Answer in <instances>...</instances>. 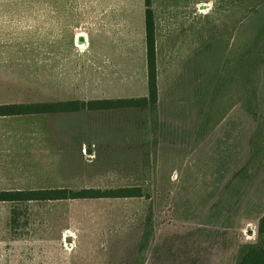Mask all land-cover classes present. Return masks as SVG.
<instances>
[{
  "label": "rangeland",
  "instance_id": "rangeland-1",
  "mask_svg": "<svg viewBox=\"0 0 264 264\" xmlns=\"http://www.w3.org/2000/svg\"><path fill=\"white\" fill-rule=\"evenodd\" d=\"M89 1L0 0V103L147 92L143 0L119 9L122 37L135 29L134 50L122 56L94 54L112 52L111 32L118 33L95 12L123 0H97V10ZM154 7L159 110L0 117V190L141 186L148 195L31 201L17 229L12 203L0 201V264H239L257 240L264 61L255 59L251 91L246 57L264 56V1L248 10L193 8L191 0ZM159 113L170 118L162 129ZM161 139L175 144L159 159ZM149 211L154 235L140 250Z\"/></svg>",
  "mask_w": 264,
  "mask_h": 264
},
{
  "label": "trees",
  "instance_id": "trees-1",
  "mask_svg": "<svg viewBox=\"0 0 264 264\" xmlns=\"http://www.w3.org/2000/svg\"><path fill=\"white\" fill-rule=\"evenodd\" d=\"M145 37L147 57V87L148 94L138 97L123 98H96L90 100H59L39 102H14L0 103L1 116H19L44 113L78 112L82 110H110L121 108L150 109L156 112L159 87H158V58H157V23L156 12L153 8V0H144ZM259 54V53H258ZM257 57L263 55L249 53L246 57V67L249 66L247 74L248 82H253L255 89V75L259 64L255 62ZM261 61V62H262ZM154 124H157L158 116L155 113ZM156 126V125H155ZM155 130L157 127L154 128ZM141 186H125L118 188H42V189H2L0 190V201L12 203L11 226L17 229L19 226V214L22 206L28 210V203L36 200L55 199H79V198H113V197H143L147 196ZM145 230L142 235L140 250L148 247L154 235L153 215L149 211L145 220ZM257 240L251 243L239 264H264V214L258 222Z\"/></svg>",
  "mask_w": 264,
  "mask_h": 264
},
{
  "label": "crops",
  "instance_id": "crops-1",
  "mask_svg": "<svg viewBox=\"0 0 264 264\" xmlns=\"http://www.w3.org/2000/svg\"><path fill=\"white\" fill-rule=\"evenodd\" d=\"M219 1V2H218ZM264 1V0H255V1H250L251 3H254L253 5H259L261 4V2ZM54 2L55 1H49L48 5H49V8L50 10L53 9L55 6H54ZM130 3V0H123V1H112L110 3H108V6L110 7V11H108L107 13L105 12H101L99 13L98 11L95 12L97 15H100V16H104L106 18H109V28L107 29L108 31L110 29L112 30H115L117 31L118 33H112L111 32V46H112V52H103L104 50H101L99 52H97V54H94L96 56H122L124 55V52L123 51H131V50H134V47H135V29L133 27L132 29V32L130 30H128L126 33L129 34V36H123L120 34L121 30H118L116 28V26L118 24H120L121 22V19L119 18L120 15H123V17L125 16V13H123L125 10H129L130 8H134V4L129 5ZM132 3H134V1L132 0ZM143 3H144V0H143ZM191 3H192V7L193 8H202L204 5H207V8L210 10V9H213L214 7H221V8H226V9H240V10H248L249 7H252L253 5H250L249 6V0H191ZM101 3L100 1H97V0H91L89 1V9L91 10H97V9H100L101 7ZM104 7V6H102ZM107 7V6H106ZM153 8L155 9L154 7V0H153ZM119 9H123V12H119ZM144 9H145V5H144ZM50 12V11H49ZM48 12V16L52 19L50 13ZM128 14V13H127ZM129 19V16L127 17ZM130 19L128 21V25H130ZM144 26H145V19H144ZM56 23L57 22H53V28L56 26ZM98 24V23H97ZM132 33L133 37L130 36V34ZM79 37L77 38V41L79 40V45L80 46H84L86 47V45L89 43V39H88V36H87V32L85 31H81L79 32ZM80 37H87L85 40H83V38L80 39ZM143 39H144V42H145V50H146V37H145V33H143ZM83 40V41H82ZM118 40L122 41V45H119V42ZM114 41H116L114 43ZM125 41H127L125 43ZM57 42V40H55V43ZM76 42V41H75ZM157 44V43H156ZM55 50V49H54ZM60 50V49H58ZM158 50V48H157ZM158 53V51H157ZM54 55H63V54H54ZM158 58V57H157ZM159 66H158V76H159ZM159 87V85H158ZM148 94V87H147V92H143L141 96H146ZM160 103H161V99H160V92H159V99H158V110H159V106H160ZM167 119H170V118H167V117H163V114L159 113V122L161 124V129H162V125L165 124V122L167 121ZM172 120V119H171ZM169 123V122H168ZM166 123V124H168ZM171 125L173 127H178V128H182L180 125L177 126V124H174L173 123V120L172 122H170ZM165 124V125H166ZM173 144L174 141H170V140H167V139H161L160 140V144H159V149H158V157L160 159V153H161V150L163 147H166L167 145H172L174 146ZM247 149V148H246ZM241 169V168H240ZM233 171H235V168H233Z\"/></svg>",
  "mask_w": 264,
  "mask_h": 264
}]
</instances>
